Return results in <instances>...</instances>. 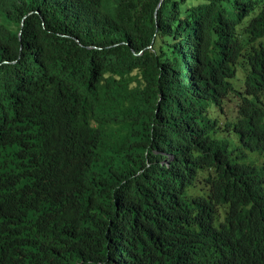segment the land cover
<instances>
[{
    "label": "trees",
    "instance_id": "obj_1",
    "mask_svg": "<svg viewBox=\"0 0 264 264\" xmlns=\"http://www.w3.org/2000/svg\"><path fill=\"white\" fill-rule=\"evenodd\" d=\"M0 264H264V0H0Z\"/></svg>",
    "mask_w": 264,
    "mask_h": 264
},
{
    "label": "rangeland",
    "instance_id": "obj_2",
    "mask_svg": "<svg viewBox=\"0 0 264 264\" xmlns=\"http://www.w3.org/2000/svg\"><path fill=\"white\" fill-rule=\"evenodd\" d=\"M237 77L240 79V80H238V81H241L242 78H243V74H242V72H238ZM238 83H239V82H238ZM238 83H236V85H238ZM239 91L243 92V89H240ZM235 95H237V94L234 93V96H235Z\"/></svg>",
    "mask_w": 264,
    "mask_h": 264
},
{
    "label": "water",
    "instance_id": "obj_3",
    "mask_svg": "<svg viewBox=\"0 0 264 264\" xmlns=\"http://www.w3.org/2000/svg\"><path fill=\"white\" fill-rule=\"evenodd\" d=\"M18 36H19V38H20V32H19Z\"/></svg>",
    "mask_w": 264,
    "mask_h": 264
},
{
    "label": "clouds",
    "instance_id": "obj_4",
    "mask_svg": "<svg viewBox=\"0 0 264 264\" xmlns=\"http://www.w3.org/2000/svg\"><path fill=\"white\" fill-rule=\"evenodd\" d=\"M221 212H222V209H221Z\"/></svg>",
    "mask_w": 264,
    "mask_h": 264
}]
</instances>
